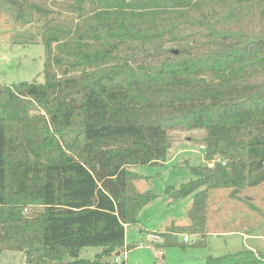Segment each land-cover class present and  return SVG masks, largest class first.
Here are the masks:
<instances>
[{"label":"trees","instance_id":"obj_1","mask_svg":"<svg viewBox=\"0 0 264 264\" xmlns=\"http://www.w3.org/2000/svg\"><path fill=\"white\" fill-rule=\"evenodd\" d=\"M0 14L41 25L45 46L44 83L0 85V254L109 264L137 247L126 228L152 195L131 168L166 164L185 132H204L206 164L167 187L172 201L194 195L191 225L172 223L158 247L251 206L264 184V0H0ZM87 247L102 252L81 259ZM262 263L253 250L205 262Z\"/></svg>","mask_w":264,"mask_h":264},{"label":"rangeland","instance_id":"obj_2","mask_svg":"<svg viewBox=\"0 0 264 264\" xmlns=\"http://www.w3.org/2000/svg\"><path fill=\"white\" fill-rule=\"evenodd\" d=\"M44 68L45 46L42 26L39 25L38 30L35 26L22 29L7 15L0 14V85L44 83ZM203 137L202 131L176 134L166 164L131 168L142 177L135 181L138 190L145 197H149L150 194L152 197L140 211L138 223L126 228L127 245L137 247L125 249L127 253L119 255L118 264H205L209 256L234 254L249 250L248 246L255 252H264V184L248 193L252 198V214H243L239 218V213L235 214L232 207L228 206L222 211L225 208L223 207L221 212L211 216L209 226L211 230L204 239L187 232L179 234L177 239L183 243L185 236H188L190 243L161 248L158 245L161 246L163 242L140 246L147 232L162 231L171 225L173 220L183 227L190 224L189 211L193 205L194 195L172 201L165 192L169 186L180 188L192 180L191 167L206 164V149H202L199 143ZM224 193L215 195L212 211H218L223 203H226L227 195ZM231 232L238 233L230 234ZM213 233L228 236L209 235ZM259 234L262 237L251 238L242 244L244 238L247 240L249 236ZM101 252V247H87L81 250L80 258L94 260ZM115 259L116 256H112L107 261L110 264ZM0 264L26 263L22 252L5 251L0 254Z\"/></svg>","mask_w":264,"mask_h":264},{"label":"crops","instance_id":"obj_3","mask_svg":"<svg viewBox=\"0 0 264 264\" xmlns=\"http://www.w3.org/2000/svg\"><path fill=\"white\" fill-rule=\"evenodd\" d=\"M1 85H8V84H1ZM259 188V187H258ZM235 207V206H234ZM233 210H235L234 212H235V214L236 213H239L238 215V217L240 218V217H242V215L243 214H252V208H251V206L250 205H247V204H239V205H237L235 208H233ZM173 223H175L176 225H178V226H182V225H180V224H178V222H174V220L172 221ZM189 225H191V222H190V224ZM189 225H184V226H189ZM170 225H168L167 227H166V229L169 227ZM166 229H164V230H162V231H156V232H160V233H163V232H165L166 231ZM149 232H151V231H149ZM235 233H238V232H231L230 234H235ZM209 235H211V236H216V237H221V236H228V235H226V234H218V233H213V234H209ZM264 235V234H263ZM262 237V236H260V234L259 235H253V236H249L250 238H248L247 240H245V238L242 240V244H244V243H247L246 241H248L249 239H254V238H257V237ZM245 237H248V236H246L245 235ZM245 240V241H244ZM143 241H144V239H143ZM142 241V242H143ZM245 245H247V244H245ZM248 246V245H247ZM246 248V247H245ZM248 248H249V250H252V249H250V247L248 246Z\"/></svg>","mask_w":264,"mask_h":264},{"label":"built area","instance_id":"obj_4","mask_svg":"<svg viewBox=\"0 0 264 264\" xmlns=\"http://www.w3.org/2000/svg\"><path fill=\"white\" fill-rule=\"evenodd\" d=\"M202 149H206L204 146H201ZM164 241L163 235L162 233H158V232H147L145 240L143 242L140 243V246L144 245H151L154 243H162ZM184 241L186 243H190V240L188 238V236H185ZM127 252H125L126 254ZM120 261V256L116 257L115 261L112 262L111 264H118Z\"/></svg>","mask_w":264,"mask_h":264},{"label":"water","instance_id":"obj_5","mask_svg":"<svg viewBox=\"0 0 264 264\" xmlns=\"http://www.w3.org/2000/svg\"><path fill=\"white\" fill-rule=\"evenodd\" d=\"M176 53H177V51H176Z\"/></svg>","mask_w":264,"mask_h":264}]
</instances>
